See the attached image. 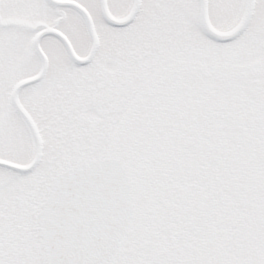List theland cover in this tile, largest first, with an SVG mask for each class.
I'll return each mask as SVG.
<instances>
[{
    "label": "snow or ice",
    "instance_id": "1",
    "mask_svg": "<svg viewBox=\"0 0 264 264\" xmlns=\"http://www.w3.org/2000/svg\"><path fill=\"white\" fill-rule=\"evenodd\" d=\"M0 264H264V0H0Z\"/></svg>",
    "mask_w": 264,
    "mask_h": 264
}]
</instances>
